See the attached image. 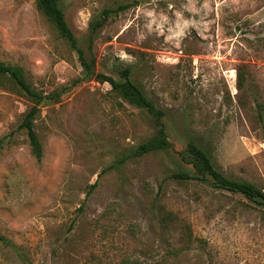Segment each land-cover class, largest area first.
Listing matches in <instances>:
<instances>
[{"label": "rangeland", "instance_id": "rangeland-1", "mask_svg": "<svg viewBox=\"0 0 264 264\" xmlns=\"http://www.w3.org/2000/svg\"><path fill=\"white\" fill-rule=\"evenodd\" d=\"M95 72L132 80L165 113L169 150L121 163L157 132L149 112L86 78L35 0H0V62L45 95L37 161L19 129L32 104L0 78V264H264V200L178 182L190 138L226 177L264 192V0H60ZM90 53V54H91Z\"/></svg>", "mask_w": 264, "mask_h": 264}, {"label": "trees", "instance_id": "trees-1", "mask_svg": "<svg viewBox=\"0 0 264 264\" xmlns=\"http://www.w3.org/2000/svg\"><path fill=\"white\" fill-rule=\"evenodd\" d=\"M35 5L38 12L57 30L61 39L78 54L79 61L84 67L86 78H94L100 83H107L111 87V92L118 98L154 116L157 126L156 134L142 143L132 154L124 156L121 163H125L128 159L138 156L169 150L171 143L164 122L165 113L132 80L131 67L121 69L120 79L102 73H96L94 70L96 60L91 53L93 49V38L110 17L126 11L130 6L121 5L115 9H105L101 13L100 20L95 19L92 21L90 27L91 40L87 52L79 46L76 36L70 29L65 12L60 5V0H35ZM0 78L9 79L18 88L19 92L32 104L26 112L19 129L26 132L33 155L37 161H41L43 147L35 130V122L40 114L41 106L47 102L57 101L62 95V92H53L52 94L45 95V93L37 90L27 80L21 67L8 65L3 62H0ZM4 144V140L0 139V153L4 148ZM180 156L185 164L192 167V171H177L171 175V179L178 182H210L216 190L241 195L249 201L264 200V192L255 185L246 181L230 179L221 173L216 168L210 153L199 143L198 139L190 138L187 142L185 152L181 153Z\"/></svg>", "mask_w": 264, "mask_h": 264}]
</instances>
